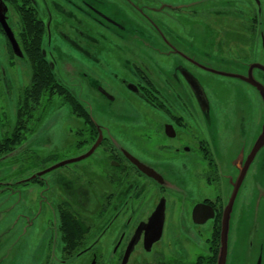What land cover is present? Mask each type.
<instances>
[{
    "label": "flooded vegetation",
    "instance_id": "af4514ba",
    "mask_svg": "<svg viewBox=\"0 0 264 264\" xmlns=\"http://www.w3.org/2000/svg\"><path fill=\"white\" fill-rule=\"evenodd\" d=\"M1 1L0 264H217L234 166L264 129L240 107L264 117V0ZM263 164L264 146L239 220Z\"/></svg>",
    "mask_w": 264,
    "mask_h": 264
},
{
    "label": "water",
    "instance_id": "95a60500",
    "mask_svg": "<svg viewBox=\"0 0 264 264\" xmlns=\"http://www.w3.org/2000/svg\"><path fill=\"white\" fill-rule=\"evenodd\" d=\"M0 4L4 6L3 2L0 0ZM0 20L3 24V27L5 28V31L8 34V37L11 39L12 43L15 44V40L13 37L12 32L6 25V22L2 20L0 16ZM264 146V129L262 131V134L259 136L258 142L254 145L252 152L249 154L245 165L241 166L238 165L234 166L237 170L239 167L241 168L242 173H240L238 180L235 185V189L232 192L231 197L229 198V201L225 208L224 217L222 220V230H221V241H220V249H219V255H218V261L217 264H228L229 262V246H230V235L232 232V223L234 219V211L237 209L238 206V199L241 195V189H242V183L248 173L249 166L253 162L254 158L256 157L257 153L262 149ZM82 158L68 160L66 162H63L57 166L56 168H59L61 166H64L69 163H73L75 161H80ZM237 161H241V158H238ZM235 173V177H236ZM258 194L254 193L253 197H256L255 204H252L249 208V211L244 212L241 215V219L239 220V230L241 231V237L244 239H253L259 236V227H258V217L256 214L257 206H258V198L259 194L262 193L264 196V164L262 166V169L259 174L258 178V184L256 185ZM259 208V206H258ZM264 236V234H262ZM248 243V246H245L244 244ZM233 255L232 264H235L237 262H242V264H264V238H262L257 245H255L252 241L243 242L241 243V246L236 249Z\"/></svg>",
    "mask_w": 264,
    "mask_h": 264
},
{
    "label": "rangeland",
    "instance_id": "374dc122",
    "mask_svg": "<svg viewBox=\"0 0 264 264\" xmlns=\"http://www.w3.org/2000/svg\"><path fill=\"white\" fill-rule=\"evenodd\" d=\"M134 23H135V25H137L136 22H134ZM140 36H141V34H140ZM144 40H145V38H144ZM148 42L152 43L151 41H148ZM76 61L82 66V67L80 66L82 68V70L85 67H87V64L84 61H82V59L80 57L77 56L76 57ZM59 62H60V65H62L63 63L71 64V65H73V64L77 65L78 64L77 62L73 63L72 61L64 58L61 55H60ZM30 78L31 77H30L29 71H23V72L20 71V72H18L17 73V78H16V87L17 86L18 87L27 86L29 84V82H30ZM82 92L86 95V92H85L84 89H83ZM240 101H244V100H240ZM240 107L242 108L244 115L247 116L249 122H250V119H251L252 115L253 116L254 115L257 116V118H258V130L262 129V124H264V117H263V114L260 113V111H261L260 105H258L257 107L254 108V103L251 104V102H248V103H244L243 102V104H241ZM257 110H258V114L256 113ZM128 114H130V110H128ZM69 118H71V117H70V114H69V108L67 106H65L63 108H60V109H58V108L55 109L54 107H52L49 110V112H48V123H49V133H50V135L61 136V135L65 134V129L67 128V130H68L71 127V123H69L70 121L68 120ZM111 133H113V134L116 133V131L114 130L113 127H111ZM237 138L238 137L236 135L233 137V140H232V142H233L232 151H236L237 150V148L235 149V145L237 143V141H236ZM258 140H259V138H258ZM258 140H255L254 141L255 143L254 142L253 143L256 144L258 142ZM253 143L251 142V139L248 138V139H246V142L244 143L243 146H245L246 148L249 146V149H250L252 147ZM58 146H59V144H58ZM26 147H27V145L24 146V148H26ZM38 156L41 157L42 155L38 154ZM41 159L42 158H40V160ZM20 162L23 164L24 160L21 158ZM21 163H19V165ZM256 187H258V186H256ZM256 194H258V190L256 191ZM255 201H256V197L254 196L250 201H248V203L244 204L246 206H244L242 208L241 213L249 211V208L251 207L252 204H255ZM258 206H259V208H258ZM258 206H257L256 214H257L258 222H259V224H258L259 236L256 237V238H253V239H249L255 245H257L259 243V241L262 238H264V236L262 235V234H264V196L262 195V193L259 194ZM238 207L234 211V219H233V223H232L233 224L232 225V232H231V235H230V246H229L230 255L236 249H238L241 246V243L249 241V240L244 239V238H239V237H241V231L238 228V226H239V224H238L239 223V212H240ZM185 222H187V221H185ZM180 227L181 226H179V228ZM203 232H204V234H207L209 232V229L205 227L203 229ZM234 235H235V238L233 239ZM182 240L184 241V249H187L188 252L194 253V252H198L199 251V254H206V252H207V247L206 246L201 248L198 244H196L194 242H191L190 239L188 238V236L186 238L183 237ZM244 245L248 246V243H245ZM228 264H230V261L228 262ZM235 264H242V262L240 261V262H237Z\"/></svg>",
    "mask_w": 264,
    "mask_h": 264
},
{
    "label": "trees",
    "instance_id": "16d2710c",
    "mask_svg": "<svg viewBox=\"0 0 264 264\" xmlns=\"http://www.w3.org/2000/svg\"><path fill=\"white\" fill-rule=\"evenodd\" d=\"M54 90V87L52 86V88H50V101L52 102L53 101V99H54V97L56 96L55 95V92L53 91ZM57 94V93H56ZM60 95H62V94H58V96H60ZM219 234V233H218ZM218 234H217V242H218ZM218 261V260H217Z\"/></svg>",
    "mask_w": 264,
    "mask_h": 264
}]
</instances>
